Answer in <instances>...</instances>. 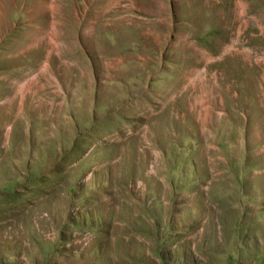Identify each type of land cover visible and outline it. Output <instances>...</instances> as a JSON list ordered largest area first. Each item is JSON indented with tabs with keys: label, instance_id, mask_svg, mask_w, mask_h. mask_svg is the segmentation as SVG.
Wrapping results in <instances>:
<instances>
[{
	"label": "rangeland",
	"instance_id": "1",
	"mask_svg": "<svg viewBox=\"0 0 264 264\" xmlns=\"http://www.w3.org/2000/svg\"><path fill=\"white\" fill-rule=\"evenodd\" d=\"M0 264H264V0H0Z\"/></svg>",
	"mask_w": 264,
	"mask_h": 264
}]
</instances>
